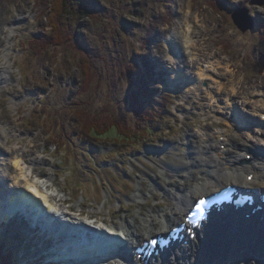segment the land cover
<instances>
[{
	"label": "rangeland",
	"instance_id": "1",
	"mask_svg": "<svg viewBox=\"0 0 264 264\" xmlns=\"http://www.w3.org/2000/svg\"><path fill=\"white\" fill-rule=\"evenodd\" d=\"M69 1L75 4L77 0ZM260 1L95 0L102 16L97 23L81 20L78 34L84 43L67 39V45L35 57L25 50L30 38L39 39L50 31L49 3L0 0V65L2 53L8 52L11 58L10 70L4 74L9 80L0 91V122L7 124L10 133L6 140L24 149L29 162L28 158L37 156L45 159V163L35 164L36 174L45 181L54 176L52 192L64 190L76 214L96 208L94 213L99 211L112 222H135L148 210L163 207V203L157 204L161 196L158 189H154V196L147 191L142 205L134 201V196L138 195L140 182L147 189L155 178L163 177L165 167L179 158L183 135L187 134L189 141L187 150L195 152L189 155L183 151L191 163L200 159L196 152L205 144L214 142L215 150H223L219 134L231 130L254 148L264 145V114L254 110L264 106V0ZM57 21L67 36L75 34L73 17L59 16ZM11 23H16L15 31L8 35L6 26ZM174 30L188 32L195 59L174 51ZM85 54L90 59L86 70L83 65L79 67V59ZM199 66L207 74L203 80L198 77ZM135 75L136 80L148 76L144 95L129 81ZM195 76L200 80L188 82ZM218 83L222 84L219 92L215 87ZM212 90L217 91L218 102L209 95ZM132 91L138 99L142 94V117L157 123L152 133L141 135V140L127 146L76 139L75 127L81 118L94 124L109 117L137 126L142 120L140 113L133 111ZM230 96L233 103L228 102ZM240 117L245 118L241 121ZM61 123L65 129H60ZM129 128L135 134L141 131ZM241 157L246 158L243 153ZM0 163L1 172L8 161ZM206 164L218 168L215 162ZM7 173V177L12 176L10 171ZM169 175L178 181L185 173ZM193 181L191 178L187 184ZM138 193L140 197L143 190ZM18 227L7 225L4 230L1 225L0 245L9 250L12 264H39L33 259H42L41 238L30 240ZM55 256H48L40 264L57 261Z\"/></svg>",
	"mask_w": 264,
	"mask_h": 264
},
{
	"label": "bare ground",
	"instance_id": "2",
	"mask_svg": "<svg viewBox=\"0 0 264 264\" xmlns=\"http://www.w3.org/2000/svg\"><path fill=\"white\" fill-rule=\"evenodd\" d=\"M15 25L16 23H11L9 26H6L8 35H11V33L15 31ZM174 32L173 35L175 36L173 40L175 41H172L175 46L174 51L181 52V55H184L186 58L195 59L193 57L196 56V54H194L195 52L191 45L192 42L188 32L180 31L181 34L176 30H174ZM2 54L0 76L2 75L3 79L0 77V91L9 80L5 78L4 74L10 70L11 59L8 57V52ZM204 69L200 66L198 69V77L202 78V80L207 77ZM198 77H192L188 82L190 80L193 81V79L199 81L200 79ZM1 83H3V86ZM221 85L222 84L215 86L219 87L217 89L218 92L222 88ZM209 95L211 98H214L216 102L219 101L220 97L217 91L215 92L212 90ZM230 101L233 103L231 96L228 102ZM254 110L256 113L264 114V106H258L254 108ZM244 118L240 117L241 121H243ZM9 135L7 124L0 122V160L8 161L6 166L2 167V174H0V224L10 221L9 212H15L16 218L17 216L21 217L22 215L30 213L32 218L28 217V221L31 224L33 222L34 224L37 223V229H39L48 240L55 243V257L59 258L57 261H63L68 254V252H63V248L66 244L60 242L64 239L63 235L60 233V231L63 230H59L54 221L48 219L47 213H52L53 215L60 214L65 218L67 216L64 214L75 216V213L70 212L68 209H62V206L58 203L66 199L65 195H63L64 190L52 192L50 186L56 185V178L54 176H48L49 181H45L43 176L36 174L35 164L45 163V159L37 156L36 158H28L31 162L27 161L24 157V149L16 148L6 140ZM238 135V132L236 133L233 130H231V132L227 131L219 134V136H223L222 141L219 143H224L225 148L220 151L219 149L215 150L214 142L205 144L200 147V151L198 149V152H196L200 155V159L193 163H191V160H189L187 155L183 152L187 150L186 145L189 144L187 134L180 138L182 143L180 148H178L179 152L177 154L179 158L173 161L172 164H169L167 168L165 167L164 171L162 170L161 172L163 177L155 178V182L151 183V185L149 184L147 189H145L144 186L142 187L140 182V188L136 189V194L139 195L138 192L140 191L141 193L142 190L143 193L140 197H138V195L134 196V201L142 205L145 201L147 191L153 195L154 189H158L161 191V196L157 204L163 203V207L157 206V210H148L145 216L139 219L136 217L135 222H131V220H124L126 223L123 220L117 222L121 227L125 228V231L123 229V233L128 239V241L121 246V254L124 257L128 258L129 255L126 253L130 251L133 252V250L141 246L142 242L148 238L158 234H164L166 231H170L172 227L178 226L181 222H184L186 210L194 199L201 196H209L219 188L228 184L235 185L234 183H237L238 186L244 189L257 187L259 183L264 185V154L261 153L264 150H262L259 145H257L259 148L255 149L253 144H246L238 139ZM76 139L83 143V140L79 136H76ZM237 143H239V146L235 147ZM233 146L234 148L232 149ZM248 150L254 155V160L252 162H247L241 157V154L243 153V156L246 155ZM185 153L189 155L195 154L194 151L189 149L185 151ZM35 159H39V161ZM216 159H221V161H214ZM207 161L215 162L218 168H211L206 164ZM194 168L198 169V172L194 171ZM223 169H225V171H223ZM8 171L11 172L12 176L7 177ZM182 171L185 175L180 177L178 181H176L175 177L173 178V176L169 175V173H171L175 176L176 174L180 176L179 174ZM249 174H253V177L250 181H247V176ZM191 178L194 180L193 184L188 185L187 182H189ZM259 179L260 181L257 183ZM159 180H163V182ZM177 186L181 187L178 189ZM4 194L9 197L4 196ZM15 199L16 202H14ZM24 207H26V210H24ZM153 208H155V206H153ZM73 211L75 212L74 209ZM222 212L221 210L215 212L219 213V216L213 217L209 221L208 226L212 227L215 222L217 226L220 225V229L222 227L221 230L224 232L221 234L217 233V235L214 236L211 232L206 231L204 237L206 241L209 242L202 243L198 239L197 233L201 231L205 225L199 229L194 228L193 232L190 233L194 234L193 238H190L185 233V243L179 244L175 241L173 243L174 245L172 247L170 246L168 250H163L158 255H155L153 252L150 256L151 258L147 259V264H264V221L255 222L245 228L244 223L238 218H236V224H233L229 215H226L224 221H228L227 224H229V226H225L223 221L219 222V217L222 216V214L224 215ZM182 213L183 217L181 218ZM100 218L101 220L103 219L102 216H100ZM86 222L90 224L89 221ZM114 225L118 226L117 224ZM97 226L101 227L103 225ZM20 227L18 228L23 230V232H27V226L21 225ZM64 230H67V228H64ZM75 237L76 239L79 238L78 235H75ZM42 238V243H45V240ZM196 240L200 241L199 245ZM41 241H39V243H41ZM105 243L107 242L105 241ZM103 247H109V245L103 244ZM82 249L79 248L78 250L81 251ZM133 256L134 264H144L143 260L137 259L136 255ZM152 258L155 259L152 260ZM96 264L101 263L99 262Z\"/></svg>",
	"mask_w": 264,
	"mask_h": 264
},
{
	"label": "trees",
	"instance_id": "3",
	"mask_svg": "<svg viewBox=\"0 0 264 264\" xmlns=\"http://www.w3.org/2000/svg\"><path fill=\"white\" fill-rule=\"evenodd\" d=\"M81 1L82 2L77 0L74 4V1L71 2L69 0H47V2L49 3V9L52 10V14L50 15L51 21H49V25L51 26V29L50 31L44 33L41 38L38 39L37 37H34L32 39L31 43L29 44L30 50L28 51L30 52L31 55H34L35 57L42 56L43 52H47L49 50H55L57 46L62 47V45H65V43L67 45L68 40L75 39V43L79 41L80 43H84L83 37L78 34L79 33L78 30L82 23L81 20L84 19L87 21L90 20L95 22L96 20H99L100 16L102 15L99 9L96 8L97 5L95 3L97 2H95V0H81ZM36 2L38 3V0H36ZM46 5L48 6V4ZM68 15H70V18L73 17L75 19V34L74 33L69 34V36H67L66 34L67 31L57 23L58 22L57 19H59V16L66 17ZM117 31L118 33H120L119 30ZM79 45H82L84 48L88 47L87 44H79ZM88 56L89 55L85 54L82 55V57H80L79 59L80 62L79 67L81 68V66L83 65L82 68L84 70H86L85 69L86 65L90 64V59ZM129 70L128 73L132 74L131 70L130 71ZM137 76L138 75H135L134 77H130L129 81L134 85L135 84L138 85L139 94L141 93V91H143V95H144V93H147L145 90L146 80L143 79L142 75L139 76L138 79L136 80L135 78ZM133 95H135V93L132 91L131 97L132 100L134 101V109L133 108L132 109L135 113H137V115H139L140 111L141 112L143 111L140 102L141 101L140 99L142 98V94L140 99L137 98V95L136 96ZM128 99H129L128 101L131 103V99L130 98ZM159 113H160V109H159ZM140 116L142 121L139 124L136 123L137 126L135 127L127 125L126 122L122 123L120 121H116L114 118L111 119L109 117H104L100 122H96L94 124H92V122H90L88 118L83 119L80 117L81 123H79L78 126L75 127L76 129L75 133L76 136H79L83 141L86 142H90L92 140L98 143H102V142L110 143L112 141L121 146L133 145L131 143L133 142L136 143L139 140H141L140 139L141 135H146L147 137L150 133H152L154 131L153 126L157 125L156 122H153L151 119L146 118L144 115H143L144 119H142L143 117L141 113ZM59 127L60 129L66 128L62 123L59 125ZM129 127L135 128L137 132H139L140 130L141 131L139 132V134H135L134 131H132ZM10 259L11 258L9 257L8 252L3 247H0V264H10Z\"/></svg>",
	"mask_w": 264,
	"mask_h": 264
},
{
	"label": "snow or ice",
	"instance_id": "4",
	"mask_svg": "<svg viewBox=\"0 0 264 264\" xmlns=\"http://www.w3.org/2000/svg\"><path fill=\"white\" fill-rule=\"evenodd\" d=\"M248 179L251 180L252 178L249 177ZM205 203H207V201H206L205 199H203V198H200V199H199V203L196 204L197 209H198V210H202V206H203ZM121 235H122V234H121ZM146 242H147V243H150V244H152V245H155V244L157 243L155 239H147Z\"/></svg>",
	"mask_w": 264,
	"mask_h": 264
},
{
	"label": "water",
	"instance_id": "5",
	"mask_svg": "<svg viewBox=\"0 0 264 264\" xmlns=\"http://www.w3.org/2000/svg\"><path fill=\"white\" fill-rule=\"evenodd\" d=\"M263 2V0H261L260 2H258V3H262Z\"/></svg>",
	"mask_w": 264,
	"mask_h": 264
}]
</instances>
